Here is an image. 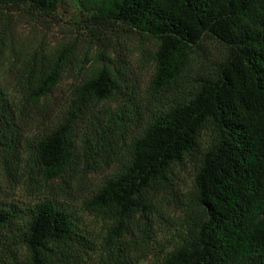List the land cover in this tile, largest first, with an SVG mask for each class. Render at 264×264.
I'll return each instance as SVG.
<instances>
[{
    "label": "trees",
    "instance_id": "trees-1",
    "mask_svg": "<svg viewBox=\"0 0 264 264\" xmlns=\"http://www.w3.org/2000/svg\"><path fill=\"white\" fill-rule=\"evenodd\" d=\"M74 1L98 29L150 42L141 49L151 59L148 95L127 84L123 66L102 61L63 110H50L75 65L71 44L7 64L11 78L0 69V169L13 184L43 191L61 180L67 192L112 167L82 202L95 228L52 198L0 207V264H264V0ZM59 2L0 6L51 15ZM7 43L0 34V65ZM83 120L91 124L78 133ZM205 132L191 188L169 201ZM161 225L174 231L155 251Z\"/></svg>",
    "mask_w": 264,
    "mask_h": 264
},
{
    "label": "rangeland",
    "instance_id": "rangeland-1",
    "mask_svg": "<svg viewBox=\"0 0 264 264\" xmlns=\"http://www.w3.org/2000/svg\"><path fill=\"white\" fill-rule=\"evenodd\" d=\"M90 15L91 8L88 5L74 0H60L55 13L51 15L27 7L0 6V34H3L8 40L0 69L3 72L7 71V75L11 78L14 71L7 64H11V62L18 64L23 56L36 49L49 53L59 46L71 44L73 47L72 59L75 65L70 66L50 98L45 102L50 106V110H63L68 103L73 87L90 72L95 64L102 61H109L117 67L123 66L127 84L132 85L141 95H148L152 70L151 59L148 55H142L141 49L151 47L150 42L145 38L141 39L135 33L123 30L121 27L109 25L98 29L96 25L92 24ZM218 50L217 43L209 44V51L212 52H209L211 58L213 53H217ZM103 107L105 105L99 106L102 112L105 111ZM46 120L47 117L40 118L39 126H42ZM90 124L91 122L88 120L79 121L76 130L81 133ZM209 140L210 134L203 133L198 150L186 159L184 165L178 166L174 184L177 196L172 191L171 195H167L169 201L179 202L183 197L178 192L182 193L191 188L192 174L199 160L200 151ZM111 168L104 166L98 171L90 173L81 182L73 184L70 191L67 192L57 189L58 185L62 184L61 180H55L52 183L53 188L46 187L43 191L32 190L30 184L23 182L13 184L12 177L0 169L2 174L0 207L8 208L11 204L24 206L38 202L43 198H52L75 211L82 218L85 226L95 228L97 226L95 218L82 212V202L97 188ZM161 227L164 230L158 231V234L155 235V238L159 239L153 243L155 251L159 250L160 243L165 241L163 232L174 231L173 226L161 225Z\"/></svg>",
    "mask_w": 264,
    "mask_h": 264
}]
</instances>
